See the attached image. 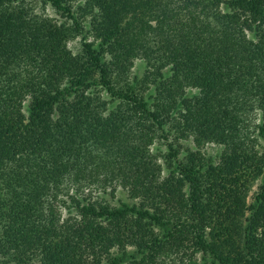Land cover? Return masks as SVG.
Here are the masks:
<instances>
[{
    "label": "trees",
    "instance_id": "trees-1",
    "mask_svg": "<svg viewBox=\"0 0 264 264\" xmlns=\"http://www.w3.org/2000/svg\"><path fill=\"white\" fill-rule=\"evenodd\" d=\"M28 1L0 0V182L15 195L10 211L0 208V254L15 255L17 264L36 255L42 264H160L180 252L191 264H199L198 253L213 264H264V184L249 206V227L241 232L236 222L233 232L246 206L245 184L264 177V152L250 147L246 119L250 109L261 112L264 138V0H85L81 17L94 14L93 29L106 36L121 70L140 55L147 60L158 91L152 103L149 87H137L145 78L116 76L95 44L84 43L86 61L69 49V39L84 29L72 5L81 0H42L75 26L32 12ZM89 64L101 83L86 81ZM93 86L122 104L106 115ZM174 122L182 139L225 145L222 161L216 165L200 151L188 162L167 159L170 174L159 182L161 165L150 150ZM92 146L108 156L95 175L105 185L130 187L142 202L109 207L73 197L76 217L46 223L52 190L56 201L65 177L93 163ZM178 155L172 149L171 157ZM181 182L191 223L175 222ZM216 220L228 223L222 230L235 239L224 242L221 229L219 243L208 239Z\"/></svg>",
    "mask_w": 264,
    "mask_h": 264
},
{
    "label": "rangeland",
    "instance_id": "rangeland-1",
    "mask_svg": "<svg viewBox=\"0 0 264 264\" xmlns=\"http://www.w3.org/2000/svg\"><path fill=\"white\" fill-rule=\"evenodd\" d=\"M74 7V11L77 12L76 16L79 17V21H84V29L82 34L75 35L71 37L68 41L69 49L77 56L84 57L86 61V56L84 54V43H93L99 51L103 50L105 54L104 59L106 62L112 64L113 73L116 76H124L125 80H133L134 77H138L140 79L145 78V83L142 86H137L138 90L142 92L143 90H147L145 88L149 87L145 96L152 97L151 103L155 98H153L157 93L156 86L151 84L154 77L149 73L151 69L148 67L147 60L144 56H139L134 60V64L132 67H127L129 71H124L120 69V65L118 67L117 62L115 63V58L112 57V52L108 51L109 47L105 43L106 36H101L99 32L93 29L92 19L94 14L88 13L87 18H82L79 12V7H85V0L76 1L72 3ZM28 8H31V11L38 14L47 16L52 18L58 22H66L68 26H75L73 20H66L64 16L57 12V10L50 4L43 2L42 0L36 1H28ZM155 22L153 23V25ZM129 28H127L128 31ZM131 32V31H130ZM126 35V34H125ZM159 38L156 40H152L151 43H157ZM160 44V43H159ZM113 50V49H112ZM106 51V53H105ZM122 49L119 50L121 52ZM114 62V63H113ZM89 74L85 77L86 81H99L100 72L96 68L95 65L89 64ZM166 75L170 76L171 71L168 68L166 71ZM148 75V76H147ZM100 82V81H99ZM97 83V82H96ZM101 83V82H100ZM148 85V86H147ZM119 87L124 88V81L119 80ZM92 92L101 97V100L106 103V111L105 114L115 111L118 106L122 104L120 100H114V98L105 90L102 89L101 86H93L91 88ZM188 92L192 95L199 94V90L197 89H188ZM27 103V102H26ZM28 103L26 104L27 107ZM58 117V115H56ZM246 119L247 121V132L249 134V139L251 141L250 147L255 145L258 151L264 152V138L259 136V130L257 126L262 123V115L258 109H250L246 111ZM165 135L160 133L153 145L151 146L150 153L152 154L153 160L157 163V165H161V171L157 168V176L155 177L159 182H163L164 179L170 174V169L168 168V164L166 161L169 159L171 163H176L178 160L188 162L189 156L191 153L200 151L206 158L212 159V161L218 165L222 161V156L224 153L228 151L225 145L217 144L214 142H208L198 146L196 143V136L191 135L189 138L182 139L181 131L178 125V122H174L166 126ZM176 150L178 152L177 158L171 157V152ZM89 154H85L82 156L80 160L83 162ZM90 156L93 159V163L90 165H85L83 171L77 173V171H73L70 175L66 176L64 179V184L62 185L64 189L62 192H59V198L55 201L52 199V193L56 190H52L51 196L49 197L46 204H44V210L46 215V223L50 222V220H54V223L58 221L63 222L68 217H76V207L72 198L75 197L77 200L82 202L87 201H96V203L101 204L103 206L109 207H117L121 202H127L130 204H139L142 202L143 198H134L132 196L130 187H123V185L119 184L117 180L112 181L113 184L105 183L102 181L104 178L103 175H95L96 172L99 174L102 173L103 168L102 164L104 159L108 156L106 155V151L102 147L92 146L90 148ZM91 173L94 176H91ZM264 177H260L258 179L250 181L248 184H245L244 187V201L246 206L243 208L242 216H239L237 219L235 217V223H233V232L236 227V222L240 226L238 229L241 232L245 231V227H249V221H246L247 216L250 214L249 206L254 204L256 201V196L261 191V186L264 184ZM109 184V185H108ZM0 208L3 211H10V207L12 203L15 201V195L13 192L5 186V184L0 182ZM116 188V192L112 194V189ZM180 189L183 192L180 200H182V208H179L180 211L177 213L178 219L175 220L176 223H179L180 220L183 223H191L193 222V218L195 217L191 212V203L189 201V191L187 190L184 183H180ZM53 203V204H52ZM51 205H53V213L51 212ZM174 206L176 204H173ZM0 233H2V226L4 222L0 220ZM136 225V223H134ZM259 224L256 223L254 227H257ZM132 226V225H131ZM235 226V227H234ZM223 227H230L228 223L225 222V225L222 226V222L216 220L214 223V228H209L207 231L208 239H215L219 243V239L217 237V233L219 229L224 232L222 236V240L228 241L229 239L234 238L233 233L230 235V232L226 233ZM260 227V226H259ZM152 230L157 234L158 229L154 226L151 227ZM231 229V228H230ZM259 229V228H258ZM261 230V229H259ZM127 231V230H126ZM222 232V233H223ZM235 239V238H234ZM214 243V241H212ZM240 240H235V248H238V243ZM130 250H134L129 248ZM188 255H191L190 250H186ZM184 252H180L177 254H169L168 256H163L159 258L161 261L160 264H191L189 257L185 256ZM209 258L208 255H203L202 253H198L196 255V261L199 264H213L212 260L204 258ZM17 260H15V255L3 256L0 254V264H17ZM28 264H42V259L40 255H36L31 263Z\"/></svg>",
    "mask_w": 264,
    "mask_h": 264
}]
</instances>
